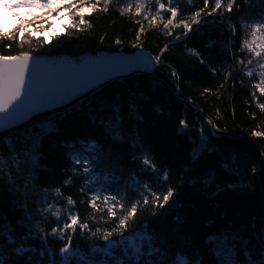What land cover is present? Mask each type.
<instances>
[{"label": "trees", "instance_id": "1", "mask_svg": "<svg viewBox=\"0 0 264 264\" xmlns=\"http://www.w3.org/2000/svg\"><path fill=\"white\" fill-rule=\"evenodd\" d=\"M96 2L85 0V4ZM161 2L167 4V0ZM228 2L222 0L223 6L210 16L206 13L214 0L207 8L203 0L172 3L180 13L176 24L191 22L192 13L204 9L200 23L187 35L182 26L171 25L169 35L163 25L170 13L157 16L155 0L146 3L139 15L136 0H111L107 12L103 11L104 0H99L97 10L85 14L86 24L68 13L69 24L47 43L40 38L17 42L15 37L0 34V55L5 56L23 51L78 58L138 48L159 56L150 71L110 79L65 105L0 132L4 141L0 143V231L7 226L15 237L11 243L7 232L0 235L5 264H61L59 249L68 235L72 236L71 246L87 259H105L102 253L92 254L91 249L106 246L104 232L116 228L126 209L110 217L102 199L97 200V209H92L87 188L94 185L101 197L109 194L105 191L109 189L112 195L139 201L135 217L128 222V233L146 232L161 253L144 256L140 264L149 259L171 264L180 253L193 264H220L210 242L213 236L230 237L233 256L241 261L256 259L264 264V135H253L264 133V97L254 87L253 78L246 75L251 56L241 49L246 34L241 21L264 14V5L259 0H253L251 6L245 0H234L229 13ZM129 4L132 10L121 12ZM113 108L119 109L118 139L101 126V121L115 119ZM201 136L208 150L194 158L191 154ZM93 140L97 152L84 154L95 156L99 179L89 177L85 186L84 174L73 172L81 165L74 164L69 149L82 150V143ZM33 145L35 164L29 155ZM145 156L155 165L156 176L168 174L167 180L153 184L160 201L169 187L174 190L163 207L154 205L150 195L149 203H143L148 195L143 185L153 178L143 168ZM130 176L136 177L138 187L132 186ZM81 187H86L85 192ZM56 188L63 198L55 195ZM69 196L74 206H67ZM49 204L78 212L80 223H87L88 228L69 230L64 239L51 236V229L66 220L57 224L44 211ZM29 231L31 236L21 240ZM112 238L116 239L115 234ZM17 247L26 251L17 253ZM71 264L80 262L74 258Z\"/></svg>", "mask_w": 264, "mask_h": 264}, {"label": "snow or ice", "instance_id": "2", "mask_svg": "<svg viewBox=\"0 0 264 264\" xmlns=\"http://www.w3.org/2000/svg\"><path fill=\"white\" fill-rule=\"evenodd\" d=\"M111 0H104V8L103 11H108V4ZM180 0H167V4L161 2V0H155L156 4V15L160 16L165 13H170L169 19L166 23H164L163 27L165 29H169L171 25L173 28L182 26L184 28V35H187L191 32L193 25H197L200 23L201 13L204 12V9H199L192 13L191 22L180 21L179 24L174 23L176 18L179 16V9L177 7H171L172 3H178ZM192 0H188V3L191 4ZM246 4L251 6L253 0H245ZM146 3H151V0H136L135 11L136 14L139 15L141 10L145 7ZM205 8L208 7L210 0H203ZM259 3L264 5L262 0H259ZM222 0H214V6L211 11L207 12L206 15H212L217 10L222 7ZM234 6V0H229L226 5V10L231 13ZM5 7H29L33 9H44L47 10V14L51 15L52 12L57 11L60 16H63L65 12L78 16L80 18L81 24H86L84 17L85 14H91L96 11L99 7V0L96 3L85 4V0H15V3L6 4ZM132 10V5L129 4L127 8H122L121 12ZM148 13H145V18H147ZM155 21V17H153V22ZM42 27V25H40ZM72 27H77V25L72 24ZM241 26L246 30V36L250 35L253 39L251 42L247 38L244 39L243 44L241 45V49H247V51L251 54L252 59L247 61L246 67L248 65H253V60L255 58L264 59V53H262L259 49L262 47L260 44L256 43L257 34L261 29H264V14H260L257 16L255 20H242ZM250 29V33L247 31ZM142 30V29H141ZM235 32V27L233 26V33ZM3 35L5 37L9 36L8 32H4ZM33 35H36L33 33ZM54 35H59L56 33ZM169 35H171V29H169ZM21 38L23 37V32L20 33ZM264 38V37H261ZM52 37H49L45 42H49ZM255 44V46H253ZM10 45H5V48L10 49ZM152 59L159 60V56L155 58L140 56L138 60L141 64L151 65ZM34 57L29 52H24L19 55L13 56H5L0 55V114H3L4 119L0 121V129H5L8 126L16 124V120L14 119V115L17 110L23 105L26 101V98L31 94V88L28 83V76L30 71L32 70ZM31 61V63H30ZM238 63H244L243 61H238ZM256 68L260 71H254L252 67H248L246 75L251 77L252 75H257L261 78H264V63H259L257 61ZM102 82V81H101ZM100 83V82H99ZM99 83L95 86H99ZM254 87L264 95V88L260 87L258 83L254 84ZM205 91H208L205 89ZM253 98L256 99L255 93H253ZM264 108V106H261ZM113 113L115 116L114 120L109 121H101L102 127H107L108 130L113 134L114 139L119 138V132L117 125L120 123L119 117V109L113 108ZM181 125H185V121L181 120ZM253 135L261 136L264 133L254 132ZM3 140H0V143H3ZM81 149L78 150L70 148L69 150L72 153L73 162L75 165H81L79 169L73 168V172H82L84 174V184L87 186L90 181L89 177L93 180H98L99 176L97 174V170L95 167V156L94 155H86V153H96L97 152V144L96 142L90 141L81 144ZM208 148L206 146V140L203 136H201L200 144L197 145L192 152V156L194 158H199V156L207 151ZM35 145H33L29 149V155L31 157V161L35 164ZM2 163V161H0ZM143 168L148 170L153 178L150 182H146L143 185V189L148 193L143 197V203H149V195L153 198V203L156 206L163 207L169 199L173 196L174 190L169 187L167 192L163 196V201L159 199V193L153 191V184L156 180H167V172L164 173L163 177L155 175V165L151 162V160L145 156L142 161ZM107 179V178H105ZM131 184L133 187H138L139 182L136 180L135 176L129 177ZM70 181H66L65 183H69ZM95 185L92 188H87V191L90 193L89 199L87 201L88 205L92 209H97V200L102 199L104 204L107 206L108 215L110 217H116L118 210H125V214L119 218L116 228L112 231H105L102 239L106 242L105 247H93L91 249L92 254L102 253L105 259H101L100 261L87 259L84 254L81 253L79 249L73 248L71 246L72 236L68 235L67 242L63 244V246L59 249V253L62 255L61 264H71L74 258H78L80 264H140L144 256L153 257L160 256L161 253L159 250L153 246V237L146 234L144 231H136L133 230L132 233H128V222L132 220L138 210L139 201H133L131 199H123L117 193L116 195L110 194L109 189H105L109 194L103 195L101 197L100 192L98 190H94ZM86 187H81V192H85ZM57 197H62L61 190L56 188L53 190ZM67 206H74L75 201L69 196L66 198ZM126 205H130V207L126 208ZM65 207L62 211L61 208L55 207L52 204L47 205L44 208V211L50 213L52 217L55 218L56 223L59 224L61 219H65L66 222L61 227H53L51 229L50 235L53 237L59 236L60 239H64V233L71 230L75 232L76 228L79 227L81 231L88 228L87 223H80L79 213L71 211L70 208ZM66 213V215H65ZM99 229L96 230L99 233ZM7 232L6 239L15 243V237L12 235L11 231L7 226H4L3 231H0V235H3ZM128 233V234H126ZM115 234L116 239H113V235ZM31 236V232L29 231L27 235L22 236L21 240L27 239ZM230 237H220L213 236L210 238V242L213 243L216 247L218 256L220 258V264H262L261 260L253 259L251 261L244 260L241 261L239 258L233 256V246L230 245ZM121 251L117 254V250ZM17 253H23L26 251L24 247H17L15 249ZM243 252V247L241 249V253ZM48 256L51 257L53 252L51 250L48 251ZM0 264H5L4 257L0 255ZM143 264H165L164 260H154L149 259L143 261ZM171 264H193L192 260L188 259L184 253H180L176 255ZM196 264H202L201 261H196Z\"/></svg>", "mask_w": 264, "mask_h": 264}, {"label": "water", "instance_id": "3", "mask_svg": "<svg viewBox=\"0 0 264 264\" xmlns=\"http://www.w3.org/2000/svg\"><path fill=\"white\" fill-rule=\"evenodd\" d=\"M142 55L155 58L144 48L132 52L101 51L78 58L32 54L34 60L28 76L31 94L15 113L16 124L0 129V132L21 125L34 115L65 105L110 79L154 69L156 59L147 66L138 60ZM98 83L99 86H95ZM3 119V114H0V121Z\"/></svg>", "mask_w": 264, "mask_h": 264}, {"label": "rangeland", "instance_id": "4", "mask_svg": "<svg viewBox=\"0 0 264 264\" xmlns=\"http://www.w3.org/2000/svg\"><path fill=\"white\" fill-rule=\"evenodd\" d=\"M10 3H15V0H0V34L8 32L9 37H15L17 42L29 43L31 42V38H40L46 43L45 41L49 37H53L54 34L62 32L65 26L69 24L67 12H65L63 16H60L57 11L48 15L47 10L44 9L5 7L6 4ZM40 25H42V27ZM247 31L250 33V29ZM21 32H23L22 38L20 36ZM33 33L36 35H33ZM261 37H264V29L260 30L256 38V43L262 46L259 50L264 53V38ZM245 38H247L249 42L253 39L250 35L246 36V34ZM253 46H255V44ZM245 50L251 56L246 48ZM21 53H23V51ZM257 61H259V63H264V59L255 58L253 60V65H248L247 69L248 67H252L254 71H260L256 68ZM251 77L253 78L254 84L258 83L260 87L264 88V78L257 75H252ZM257 92L259 91L257 90ZM259 94L261 93L259 92ZM262 96L264 97V95Z\"/></svg>", "mask_w": 264, "mask_h": 264}]
</instances>
